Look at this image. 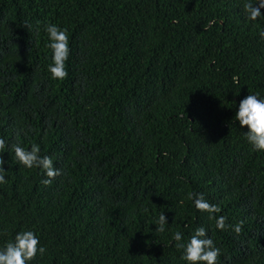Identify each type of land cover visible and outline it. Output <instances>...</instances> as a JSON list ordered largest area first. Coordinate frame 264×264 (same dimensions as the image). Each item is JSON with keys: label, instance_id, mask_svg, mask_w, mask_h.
I'll use <instances>...</instances> for the list:
<instances>
[{"label": "trees", "instance_id": "1", "mask_svg": "<svg viewBox=\"0 0 264 264\" xmlns=\"http://www.w3.org/2000/svg\"><path fill=\"white\" fill-rule=\"evenodd\" d=\"M246 2L0 0V248L31 230L46 251L28 264H188L174 233L204 227L217 264H264V151L234 120L249 93L264 99V16ZM49 23L68 30L64 80ZM13 144H38L61 175L45 186Z\"/></svg>", "mask_w": 264, "mask_h": 264}, {"label": "clouds", "instance_id": "2", "mask_svg": "<svg viewBox=\"0 0 264 264\" xmlns=\"http://www.w3.org/2000/svg\"><path fill=\"white\" fill-rule=\"evenodd\" d=\"M264 0H255V3L248 0L244 3L243 10L247 18L256 21L264 16ZM214 21H209L205 26V30L210 27ZM27 27V26H26ZM45 31L48 35L49 43L46 45L52 53V63L48 65V71L53 80H64L68 77L66 62L70 56L69 35L66 28L61 29L56 24H47ZM261 38H264V30L260 32ZM235 121H239L241 127H247L248 131L245 137L254 151H264V99H260L258 94H250L239 103V109L234 117ZM7 147L6 141L0 138V153H3ZM12 151L14 158L28 169L39 168L46 175L41 183L48 186L59 175L61 171L54 167L51 157L41 156L40 146L32 144L30 150L19 144H13ZM5 160L0 155V184L6 183L4 168ZM190 200L194 202L195 208L201 212L209 213L210 219L216 220V227L219 230H225L229 227L226 224L227 217L221 215L214 217L213 213L221 212L218 205L209 203L203 193H190ZM168 223L167 217L162 213L156 221L158 232L165 231V225ZM243 221L234 226V231L239 235L242 231ZM182 233L177 231L174 233L173 240L176 242L177 248H183L184 254L182 259L188 264H217L220 256V249L214 244V241L208 237L204 227H198L194 234L190 237L187 244L182 243ZM46 249L40 246L39 237L34 231H20L15 235L14 241H9L3 248H0V264H28L34 260L39 253L43 255Z\"/></svg>", "mask_w": 264, "mask_h": 264}]
</instances>
